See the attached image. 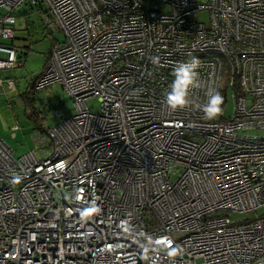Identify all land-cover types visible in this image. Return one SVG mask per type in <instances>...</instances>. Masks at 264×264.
I'll use <instances>...</instances> for the list:
<instances>
[{
  "label": "built area",
  "instance_id": "obj_1",
  "mask_svg": "<svg viewBox=\"0 0 264 264\" xmlns=\"http://www.w3.org/2000/svg\"><path fill=\"white\" fill-rule=\"evenodd\" d=\"M21 7L64 35L33 91L59 85L74 112L39 155L0 140V264H264V0H0V71ZM192 59L209 86L227 77L214 120L204 89L164 103Z\"/></svg>",
  "mask_w": 264,
  "mask_h": 264
},
{
  "label": "rangeland",
  "instance_id": "obj_2",
  "mask_svg": "<svg viewBox=\"0 0 264 264\" xmlns=\"http://www.w3.org/2000/svg\"><path fill=\"white\" fill-rule=\"evenodd\" d=\"M207 14L199 13L197 19L200 23H207ZM15 37L13 40L1 41L17 51L18 65L15 69L0 71V80H11L15 83L14 90H8L4 85L0 93V140L14 152V157L18 158L24 154L36 150V144L40 142L41 134L36 132L33 119L28 115L31 113V107L23 101V95L29 87L31 80L40 73L45 64V55H47L52 46L64 41V35L61 32L51 31L45 25V18L31 10L21 7L16 13ZM57 45V44H56ZM28 49V51L26 50ZM34 107L36 112L40 113L41 120L45 127L56 125L59 119L54 118V112L60 113L61 118H67L73 114L72 101L59 85L48 87L35 96ZM87 109L98 114L100 103L98 99L93 98L87 101ZM233 113V101L227 100L224 106L226 118H230ZM251 136L264 137V130L251 132ZM42 148L48 154L52 148L48 142H41ZM37 154L39 152L36 150ZM175 179L171 176V180ZM257 215L264 214V208L256 212ZM255 214L232 215L231 220L237 223H243L252 220Z\"/></svg>",
  "mask_w": 264,
  "mask_h": 264
},
{
  "label": "clouds",
  "instance_id": "obj_3",
  "mask_svg": "<svg viewBox=\"0 0 264 264\" xmlns=\"http://www.w3.org/2000/svg\"><path fill=\"white\" fill-rule=\"evenodd\" d=\"M198 66L196 59L176 66L174 79L164 96V103L170 111L183 110L191 105L192 91L204 89L207 100L200 105V110L206 119L214 120L222 112L223 96L216 87L209 86L208 82L201 80L197 71Z\"/></svg>",
  "mask_w": 264,
  "mask_h": 264
},
{
  "label": "trees",
  "instance_id": "obj_4",
  "mask_svg": "<svg viewBox=\"0 0 264 264\" xmlns=\"http://www.w3.org/2000/svg\"><path fill=\"white\" fill-rule=\"evenodd\" d=\"M33 11H31V13H37V9H33ZM56 43L52 46L51 48V52L54 50V48L56 46H58L60 43H58L57 41H55ZM57 44V45H56ZM28 51V49H26ZM50 53H48L46 55V60L45 62L47 61V58L50 56ZM17 59H18V56H17ZM44 67V66H43ZM43 69V68H42ZM42 71V70H41ZM40 71V73H41ZM39 73V74H40ZM38 78V75H36L32 80H31V83L29 84V87L26 89L25 93L23 95H21L22 99L24 102H26L32 109L31 113L28 115V117L30 119H33V122H34V126H35V130L36 132L40 133V134H43L44 132V125H43V120H41V116H40V113L36 112L35 110V107H34V103L36 102L35 101V98L34 96L37 94L33 91V84L35 83V80H37ZM236 89H238L237 86H235ZM219 91L221 93V95L223 96V101L226 99V93H227V77L226 75H223V80L220 84V88H219ZM41 118V119H40Z\"/></svg>",
  "mask_w": 264,
  "mask_h": 264
},
{
  "label": "bare ground",
  "instance_id": "obj_5",
  "mask_svg": "<svg viewBox=\"0 0 264 264\" xmlns=\"http://www.w3.org/2000/svg\"><path fill=\"white\" fill-rule=\"evenodd\" d=\"M16 21H17V19H16ZM16 26V25H15ZM14 37H15V35H14ZM14 49V48H13ZM15 50V49H14ZM16 53H17V51H16ZM17 62H18V59H17Z\"/></svg>",
  "mask_w": 264,
  "mask_h": 264
},
{
  "label": "crops",
  "instance_id": "obj_6",
  "mask_svg": "<svg viewBox=\"0 0 264 264\" xmlns=\"http://www.w3.org/2000/svg\"><path fill=\"white\" fill-rule=\"evenodd\" d=\"M50 52H51V51H50ZM50 52H49V53H50ZM48 58H49V57H48ZM45 59H46V55H45Z\"/></svg>",
  "mask_w": 264,
  "mask_h": 264
}]
</instances>
